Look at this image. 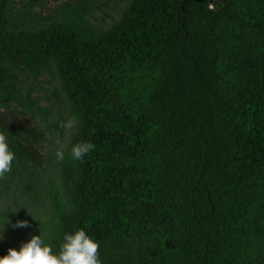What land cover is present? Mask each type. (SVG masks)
<instances>
[{"label": "trees", "instance_id": "16d2710c", "mask_svg": "<svg viewBox=\"0 0 264 264\" xmlns=\"http://www.w3.org/2000/svg\"><path fill=\"white\" fill-rule=\"evenodd\" d=\"M48 1L0 0V255L82 228L102 264H264V0Z\"/></svg>", "mask_w": 264, "mask_h": 264}, {"label": "clouds", "instance_id": "9594fccd", "mask_svg": "<svg viewBox=\"0 0 264 264\" xmlns=\"http://www.w3.org/2000/svg\"><path fill=\"white\" fill-rule=\"evenodd\" d=\"M75 120L66 122L65 127L74 128ZM95 145L91 142H78L72 145L70 156L74 161L84 162ZM58 163L65 160V152L58 149L55 153ZM15 152L10 148L8 137L0 132V179L11 173ZM29 223L18 220L13 228H28ZM4 228H0L3 233ZM3 236L0 235V240ZM0 264H102L99 258V243L82 228L66 231L56 249L41 234L32 235L27 241L20 244L19 249L8 248L0 255Z\"/></svg>", "mask_w": 264, "mask_h": 264}, {"label": "rangeland", "instance_id": "374dc122", "mask_svg": "<svg viewBox=\"0 0 264 264\" xmlns=\"http://www.w3.org/2000/svg\"><path fill=\"white\" fill-rule=\"evenodd\" d=\"M111 2L108 3V5L104 10V13L107 14L108 16L112 17V18H117L120 14V11L122 10V8L125 5V2H119L116 0H110ZM48 6H52L53 5V1L49 0L48 1ZM49 8V7H48ZM93 22H96V25L98 26H102L104 25V23H109L110 18L107 16H102L101 12H96L93 17ZM102 21V22H101ZM49 79L48 76H43L39 79L40 82V88H38L36 90V92L34 93V97H36L39 101V104L41 106H45V105H50L52 106V108L54 110H62V115L59 118V126L65 128L66 130H64L63 132H55L52 136H48L47 137V141L46 143H61L64 144L67 142L68 137H69V133L67 130H69L68 128L65 127V124L67 121L71 120L70 118H68L66 112L64 111L63 108V93L61 91H55V90H59L56 82L53 80H47ZM56 110V111H57ZM55 111V112H56ZM54 112V113H55ZM54 113L52 114V116L54 115ZM25 119L24 124L27 125H32V122L28 121L27 116L26 115H17L14 117V120L17 122L18 120H22ZM28 205H26L25 203L23 204V210H27L28 209ZM15 222L18 221V218L16 217V219H14ZM10 223L14 224L12 221H10Z\"/></svg>", "mask_w": 264, "mask_h": 264}]
</instances>
